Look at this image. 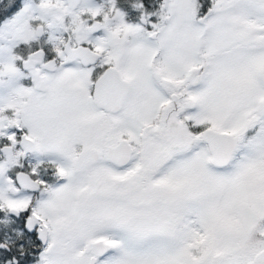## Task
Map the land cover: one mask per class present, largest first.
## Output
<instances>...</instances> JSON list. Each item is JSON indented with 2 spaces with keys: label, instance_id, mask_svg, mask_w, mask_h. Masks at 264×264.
Returning a JSON list of instances; mask_svg holds the SVG:
<instances>
[{
  "label": "flooded vegetation",
  "instance_id": "af4514ba",
  "mask_svg": "<svg viewBox=\"0 0 264 264\" xmlns=\"http://www.w3.org/2000/svg\"><path fill=\"white\" fill-rule=\"evenodd\" d=\"M233 2L0 0V27L12 21L0 29V264L127 257L135 212L166 204L171 237L184 230L189 255L198 252V148L211 167L244 162L250 176L264 167V138H254L264 133V77L261 94L240 76L221 77L234 74L242 49L261 46L264 28L246 34L254 44L211 42ZM194 31L196 42L183 43ZM214 96L224 118L246 110L242 135L214 121ZM211 129L236 138L225 164L211 163ZM61 187L74 195L70 206L69 197L55 202ZM253 221L245 259L230 262L220 247L213 264H264V213ZM141 230L136 242L163 233Z\"/></svg>",
  "mask_w": 264,
  "mask_h": 264
},
{
  "label": "rangeland",
  "instance_id": "374dc122",
  "mask_svg": "<svg viewBox=\"0 0 264 264\" xmlns=\"http://www.w3.org/2000/svg\"><path fill=\"white\" fill-rule=\"evenodd\" d=\"M233 1L238 3H236L235 8H230V11L235 9V12H229L226 15L234 22L232 20L224 21V23L218 25L220 26L219 28L213 31L211 42L214 43V47L217 44L230 43L232 41H249L254 44L255 41L252 37L251 40L243 41L246 34L251 33L253 27L257 29L264 28V0ZM190 24L192 27H197L193 22ZM11 25L12 21L5 20L0 29L2 31L3 28L5 29ZM196 33L194 31L191 40H183V43H195ZM232 33L235 34L233 35L235 36L234 40L231 39ZM258 38L261 41V46L257 49L254 46L252 49H242V54L239 57L240 59H238L240 63L234 74L221 73V77L224 81H229V79L234 78V75L240 76L242 79L244 78L243 84L247 91L253 89V91L261 94L262 79L264 77V30H261ZM231 100L230 96L228 101L230 102ZM212 102L214 121L221 123L225 120L230 131L237 132L239 130V134L242 135L244 129L238 128L240 127L241 119L245 117L246 110L241 108L235 113L236 115L234 114L235 116L231 114L224 118L221 107L218 106H222V98L214 96ZM217 106L218 108L216 109ZM258 132L257 134H261L263 130ZM254 138L262 140L264 133L262 135H254ZM254 153L258 154L257 152ZM196 156L194 160L199 165L197 167V175L192 176L191 187L195 188L193 191L199 196L197 200L200 209L199 221L203 227V231L200 227L195 229L198 235L195 240L198 252L194 256L189 255L191 244L194 243H190L186 239L184 230L176 232L175 234L178 236L171 237L168 231L171 229V214L167 212H172V209H170L169 204H166L163 205V208H161V205L158 206V209H162L161 211H157V209L155 212H135L132 229L136 237L131 243L126 244L125 254H127V257H114L108 262H102V264H213L212 260H210L212 253L220 249V247H224L227 250L228 257H235L230 258V262L245 259L242 253L249 251L253 246V235L251 228L248 226L251 222L253 224V220L256 217L258 218L260 214L264 213V167L258 170L254 169L252 171L254 174L250 176L244 162L237 165V168L218 169L208 166L209 164L205 157L207 152L203 148H198ZM187 180L191 179L187 178ZM211 190L212 193L208 195ZM206 191L207 193L205 194ZM59 193L55 202H58L61 198L69 197L68 205L70 206L73 203L72 198L74 195L68 187L64 189L61 187ZM202 194H205L203 199L200 198ZM146 214L149 215L148 218L144 217ZM205 219L209 220L207 224L206 222L203 224ZM143 224L159 225L163 233H157L154 241L150 244L144 240L136 242L140 235L143 237L146 234L141 230ZM111 231H117L116 225H113V230H108L110 233ZM68 261L69 264H85V260L80 254L70 255ZM50 264L65 263L62 259H54Z\"/></svg>",
  "mask_w": 264,
  "mask_h": 264
},
{
  "label": "water",
  "instance_id": "95a60500",
  "mask_svg": "<svg viewBox=\"0 0 264 264\" xmlns=\"http://www.w3.org/2000/svg\"><path fill=\"white\" fill-rule=\"evenodd\" d=\"M208 143V148L211 154V163L215 165H222L228 162L234 146H235V136L227 133H217L212 129L204 136ZM96 244L95 246H98ZM102 249L101 252H103ZM219 261V258H216ZM260 261L264 260V255L260 257Z\"/></svg>",
  "mask_w": 264,
  "mask_h": 264
},
{
  "label": "trees",
  "instance_id": "16d2710c",
  "mask_svg": "<svg viewBox=\"0 0 264 264\" xmlns=\"http://www.w3.org/2000/svg\"><path fill=\"white\" fill-rule=\"evenodd\" d=\"M10 257H11V256H10ZM10 257L6 258V260L8 261Z\"/></svg>",
  "mask_w": 264,
  "mask_h": 264
}]
</instances>
